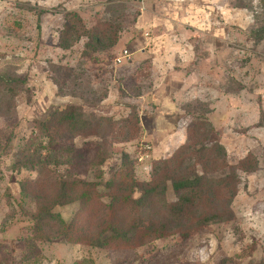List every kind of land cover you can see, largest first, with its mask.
Listing matches in <instances>:
<instances>
[{
    "label": "rangeland",
    "instance_id": "obj_1",
    "mask_svg": "<svg viewBox=\"0 0 264 264\" xmlns=\"http://www.w3.org/2000/svg\"><path fill=\"white\" fill-rule=\"evenodd\" d=\"M114 1L0 0V77L13 80L0 86V264H264V34L255 38L264 0ZM107 6L114 13L125 8L114 47L89 57L84 37L59 47L65 13H77L89 29L112 19ZM71 106L116 123L102 138L70 133L53 136L49 147L39 124ZM189 134L194 144L221 145L228 167L256 163L247 173L238 170L228 220L197 228L191 218L187 237H135L102 248L67 242L52 226L35 231L34 215L56 181L94 182L97 171L107 181L127 154L136 181L151 183L155 164ZM65 148L75 154L54 155ZM29 153H53L54 160L29 168ZM97 156L104 159L98 167ZM26 183L32 187L25 196ZM165 200L176 201L169 184ZM78 211L74 203L52 212L66 223L74 219L76 235L97 233L103 215ZM113 219L136 222L128 213Z\"/></svg>",
    "mask_w": 264,
    "mask_h": 264
},
{
    "label": "trees",
    "instance_id": "obj_2",
    "mask_svg": "<svg viewBox=\"0 0 264 264\" xmlns=\"http://www.w3.org/2000/svg\"><path fill=\"white\" fill-rule=\"evenodd\" d=\"M109 1V4L115 5L116 3L114 0ZM230 1L238 2L239 0ZM108 7L107 10L112 19L102 25L96 24L89 29L83 26L77 13H65V27L59 47L66 50L82 37L87 40L83 50L84 57L106 52L114 47L121 31L120 20L125 8L114 13V10L110 11V7ZM115 8L117 7L115 6ZM262 21H264V17ZM263 34L264 25L255 32V38L260 40ZM12 81L0 77V86H8ZM15 81L20 82L19 80ZM12 98H14V94L10 92L8 100ZM115 123L112 119L86 117L82 109L71 106L52 113L45 122L39 124L38 129L45 138L49 139V147H51L53 136L57 138V136H67L72 133L73 137L94 135L102 138L100 135L102 130ZM202 128L208 130V134L212 132L209 123L202 124ZM74 154L73 149L65 148V150L61 149V153L54 155L58 158H63V156L70 158ZM50 155L54 157L53 153H45V155L29 153L25 164H28L29 168H42L50 164V160H54V158H49ZM98 156L95 162L96 167L101 165L104 160L102 156ZM226 159L227 155L221 145L194 144L189 134V136L186 135V143L180 149L169 158L155 164L151 183L140 184L134 178L132 161L127 154H123L120 168L112 172L107 181H102L103 175L97 170L94 182L72 177L56 181L54 195L45 200L34 215L35 231L42 233L47 227L52 226L59 232V236L63 240L67 242L87 241L90 246L95 248L119 242H131L135 237L138 241L162 238L171 233L187 237L188 232L193 228L188 225L191 218L197 228L228 220L231 216L230 204L236 196L240 184L238 170L247 173L248 170L256 168L255 162L254 167L250 165V169H246L244 163L239 167L231 168L227 166ZM253 160L255 161V159ZM52 162L54 164V161ZM69 163L70 160L66 163L56 162L57 165H68ZM223 169L228 171L225 173ZM50 174L53 173L45 172L44 176L49 177ZM58 178L61 177L58 176ZM167 184L170 185L176 196L175 203H167L165 200ZM31 185L28 187L26 183L22 186V193L25 196L29 194ZM100 186L105 190L103 193L97 189ZM137 193L139 195L135 197ZM104 197L108 199L107 203L101 201ZM74 203L79 205L78 214L81 216L85 213L103 215L104 220L101 226L95 228L97 233L90 229H87V233L81 229L82 233L76 235L74 219L66 223L58 214L52 212L56 206ZM123 213L135 216L136 222L126 226L121 220L114 221L113 217L121 216Z\"/></svg>",
    "mask_w": 264,
    "mask_h": 264
},
{
    "label": "built area",
    "instance_id": "obj_3",
    "mask_svg": "<svg viewBox=\"0 0 264 264\" xmlns=\"http://www.w3.org/2000/svg\"><path fill=\"white\" fill-rule=\"evenodd\" d=\"M127 57H128L127 53L124 52V56H123V58H127Z\"/></svg>",
    "mask_w": 264,
    "mask_h": 264
}]
</instances>
